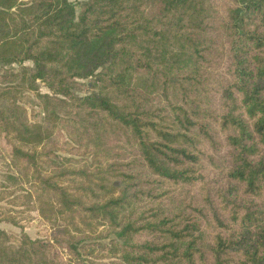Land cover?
Wrapping results in <instances>:
<instances>
[{"label":"trees","instance_id":"1","mask_svg":"<svg viewBox=\"0 0 264 264\" xmlns=\"http://www.w3.org/2000/svg\"><path fill=\"white\" fill-rule=\"evenodd\" d=\"M0 68V187L68 219L0 264H82L78 218L98 264H264V0H0Z\"/></svg>","mask_w":264,"mask_h":264},{"label":"rangeland","instance_id":"2","mask_svg":"<svg viewBox=\"0 0 264 264\" xmlns=\"http://www.w3.org/2000/svg\"><path fill=\"white\" fill-rule=\"evenodd\" d=\"M43 91L46 92L47 89L43 88ZM88 92L89 90L84 88L79 94L84 95ZM61 155L70 156L67 152ZM5 162L7 160L0 161V184L4 183L1 177L4 170H8ZM8 164L12 165V162L8 161ZM34 186L33 179L30 178L29 180L24 179L20 186L14 188L0 187V217L5 216L10 220V222H1L0 228L13 236L20 237L25 232L32 239H53L56 232L55 224H67L68 219L63 217L56 219L55 216H49L52 221L46 219L40 213L41 208L36 200ZM75 223L78 226L77 232L73 227L70 230L78 240L80 263L84 264L86 261L87 264H98L97 262L110 263L113 261L109 258L108 247L115 236L108 235L107 227L99 220H89L81 224L78 218L75 219ZM53 254L57 260L71 259L68 251L63 248L56 247Z\"/></svg>","mask_w":264,"mask_h":264}]
</instances>
